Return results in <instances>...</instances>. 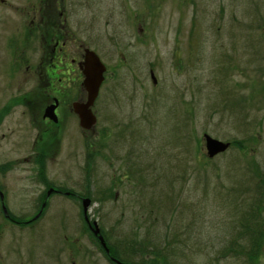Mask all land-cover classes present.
<instances>
[{
    "label": "rangeland",
    "instance_id": "rangeland-1",
    "mask_svg": "<svg viewBox=\"0 0 264 264\" xmlns=\"http://www.w3.org/2000/svg\"><path fill=\"white\" fill-rule=\"evenodd\" d=\"M33 5L49 23L63 10L69 56L88 48L107 69L96 125L82 134L69 114L43 166L47 182L91 200L104 246L127 264H264V239L259 258L248 257L264 233V0H0V112L10 109L0 123V168H8L0 182L10 190L7 210L21 218L37 212L29 200L43 188L31 155L35 111L14 102L29 87L42 91L38 79L24 82L36 59L34 44L24 54L21 42L23 11ZM78 74L74 65L70 106L85 100ZM30 97L40 125L49 101ZM205 134L242 149L236 143L209 159ZM68 200H52L37 230L7 223L0 264H20V252L23 264H69L63 228H75L82 212ZM83 237L86 263L107 264Z\"/></svg>",
    "mask_w": 264,
    "mask_h": 264
},
{
    "label": "flooded vegetation",
    "instance_id": "flooded-vegetation-1",
    "mask_svg": "<svg viewBox=\"0 0 264 264\" xmlns=\"http://www.w3.org/2000/svg\"><path fill=\"white\" fill-rule=\"evenodd\" d=\"M58 11V10H57ZM26 16V28L23 30L21 34V42L24 46L23 53H27V47L30 45L33 46V51L36 55L35 63H30L25 66V78L24 82L26 83L28 80H33L36 86L37 79L40 82L42 91H37L36 87L27 88L19 98H16L14 102L20 103L25 108H28L30 105L32 106V110L35 111L33 124H30L33 127L34 132L31 133L30 136L34 137V146L31 151V155L34 162H37L38 165V173L37 168L34 163V178L39 179L40 183L37 185H42L43 188H38L37 190V198L29 200L30 202H34V207L37 205L39 207L37 212H35L34 216H29L26 218L15 217L7 210V205L9 204V189H6L2 182H0V210L2 212L3 223L0 225V238L2 233L4 232V226L8 224L13 225V227L17 228L19 232L25 233L27 227L30 230H37V225L46 215V210L51 206L52 200L55 199L54 203L61 205V201H65L70 199L73 204H78L80 206L81 214H77V226L73 228L72 221H70V226L66 225L63 229L67 228L69 230L68 234H63V240L65 242V259L69 264H88L86 263V258H89V251L87 248H83L79 246L78 238L80 235L83 237V233H87L85 236V240L89 243L93 244V248L99 252L101 256L102 262L105 261L107 264H127L123 262L121 258L118 256V251L115 247H106L102 244L99 239L100 236H103L104 233L101 230L95 234L94 227L97 221L91 220L88 214V210L85 213L83 210V201L87 199L85 195L74 193L73 191L66 188V186H55L45 179V171L43 166L45 165V161L48 157V154L54 152L53 149H57L60 145V138L64 132V128L66 125L67 118L69 114L77 115L73 112L72 107L67 103L66 95L69 94L68 88L70 86L66 84L68 80V76L71 72H73V66L77 65L79 71V63L83 58V50L84 47L79 46L76 48L74 56L72 55L71 49V41L69 40L68 32L66 29V18L64 17L63 10H60L59 13L56 12L57 20L56 23H49L50 19H47L46 15L42 11L37 10V5H33L32 7L25 8L23 11ZM46 18V21H45ZM50 18V15H48ZM38 21V22H37ZM38 45V47H37ZM38 52V53H37ZM38 55V58H37ZM37 60H39L37 68ZM38 69V70H37ZM152 70H150L151 74ZM32 73V75H29ZM32 77H35L32 79ZM77 78V76H76ZM78 78H82L81 73L79 71ZM65 84V85H64ZM104 84V82L102 83ZM103 86V85H101ZM81 87V84H80ZM102 88V87H101ZM27 91V92H26ZM31 91V92H30ZM84 93V91H83ZM44 97L45 101H49L38 113V122L37 124V103L32 102L30 95ZM85 95V93H84ZM100 95V93H99ZM98 95V96H99ZM98 98V97H97ZM33 99V98H32ZM34 100V99H33ZM85 101V100H84ZM54 106L53 113L54 118L50 119L46 117V110ZM9 107L7 106L3 111L0 112L2 115V119L9 113ZM39 111V110H38ZM93 112V107H92ZM94 114V112H93ZM78 119V117H77ZM0 121V123H1ZM79 123V120H78ZM83 130V129H82ZM38 131V134H37ZM88 133L89 131H82V134ZM90 141L89 137L87 139L86 150L90 149ZM30 155V156H31ZM8 168H0V174L6 175ZM87 172L90 171V168L85 169ZM85 181L89 182L88 178H85ZM87 182V183H88ZM85 190V189H84ZM83 190V191H84ZM114 197H116L114 195ZM118 198V196H117ZM89 200V198H88ZM69 201V200H68ZM91 201V200H90ZM6 210V213L4 212ZM97 226V225H96ZM98 228V227H97ZM73 229L80 230L82 233L77 234L75 236H71L73 233ZM74 232V231H73ZM13 236V235H12ZM105 241V239H104ZM70 243L76 244L77 250L73 253V250L70 249ZM98 244V245H97ZM107 245V244H106ZM67 253V258H66ZM26 253H19V263L23 264V261L26 259ZM59 252L55 255V258L58 257ZM60 255V254H59ZM80 256V257H78ZM52 257V255H51ZM79 258V259H78ZM55 259V260H56ZM30 261V260H28ZM60 263V262H58ZM37 264V263H35Z\"/></svg>",
    "mask_w": 264,
    "mask_h": 264
},
{
    "label": "water",
    "instance_id": "water-1",
    "mask_svg": "<svg viewBox=\"0 0 264 264\" xmlns=\"http://www.w3.org/2000/svg\"><path fill=\"white\" fill-rule=\"evenodd\" d=\"M79 70L83 77L81 87L85 92V101H83L82 103H74L72 106V110L78 117L79 126L81 127V129L91 131L97 122L96 117L92 112V107L98 97L100 87L104 81V73L106 72V67L93 51L84 49L83 59L79 63ZM151 78L153 80V83L155 84L156 79L153 73H151ZM53 109L54 106L49 107L46 110L45 116L56 121L53 116ZM203 140L207 152V157L209 159H212L218 154L225 152L230 146L229 143L215 140L207 134L203 136ZM89 205L90 201L88 199H85L83 201V210L85 213L87 212ZM4 212L6 213L5 209ZM94 233H98L97 227L95 228ZM99 239L104 245L102 238L99 237Z\"/></svg>",
    "mask_w": 264,
    "mask_h": 264
},
{
    "label": "trees",
    "instance_id": "trees-1",
    "mask_svg": "<svg viewBox=\"0 0 264 264\" xmlns=\"http://www.w3.org/2000/svg\"><path fill=\"white\" fill-rule=\"evenodd\" d=\"M1 119H2V115H0V121H1ZM236 143H238V142H233V143H231V145H234ZM236 146H239V148L242 149L241 143H238ZM254 227L260 228L261 227V223L258 224V221H256ZM256 236H257L256 237L257 240H256L255 244H254V242H252L253 248L250 249V252L248 254V257H249L251 262L254 261V260H257L259 258V254L261 252L260 247H261L262 239H264V233L260 232Z\"/></svg>",
    "mask_w": 264,
    "mask_h": 264
},
{
    "label": "bare ground",
    "instance_id": "bare-ground-1",
    "mask_svg": "<svg viewBox=\"0 0 264 264\" xmlns=\"http://www.w3.org/2000/svg\"><path fill=\"white\" fill-rule=\"evenodd\" d=\"M106 72H107V71H106ZM80 90H81V96H83L82 93H83L84 90L82 89V87H80ZM74 103H82V101H80V100H79V101H77V100L74 101L73 103H71V107L73 106ZM53 116H54V113H53ZM54 117H55V116H54ZM89 201H90V199H89ZM90 204H91V201H90Z\"/></svg>",
    "mask_w": 264,
    "mask_h": 264
}]
</instances>
